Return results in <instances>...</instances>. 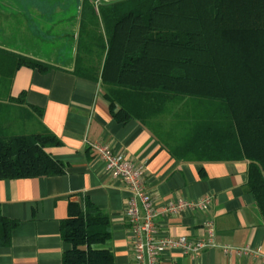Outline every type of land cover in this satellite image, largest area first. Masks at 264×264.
<instances>
[{
    "label": "trees",
    "instance_id": "16d2710c",
    "mask_svg": "<svg viewBox=\"0 0 264 264\" xmlns=\"http://www.w3.org/2000/svg\"><path fill=\"white\" fill-rule=\"evenodd\" d=\"M94 1L80 5L72 74L99 85L117 124L139 123L174 160L246 163L264 225V0ZM20 68L52 69L0 49V84ZM58 145L44 129L0 133V181L63 175L46 153ZM16 226L0 212V250ZM60 237L62 264H114L109 218L88 199L69 203Z\"/></svg>",
    "mask_w": 264,
    "mask_h": 264
},
{
    "label": "crops",
    "instance_id": "0c3cea01",
    "mask_svg": "<svg viewBox=\"0 0 264 264\" xmlns=\"http://www.w3.org/2000/svg\"><path fill=\"white\" fill-rule=\"evenodd\" d=\"M81 2L74 5L78 16ZM68 4L69 0H0V49L52 67L46 73L20 68L10 86L0 84V133L46 130L59 143L46 153L64 166L57 177L0 181L1 215L17 223L10 245L0 250V264H62L69 247L61 240V223L68 217L69 203L82 204L84 199L109 218L111 239L104 248L113 254L114 264H133L124 216L129 194L89 150L88 144L94 143L143 168L142 180L154 201L161 236L207 240L206 224H213L218 248L196 257L166 252L161 264H264L235 252L224 255L219 249L264 252V225L246 189L248 165L179 162L139 123L117 124L99 85L72 74L78 21L51 22L66 15ZM53 27L55 40L49 32ZM54 45L60 49L54 50ZM53 55L63 56L56 60ZM8 96L23 104L9 102ZM204 198L210 200L206 213L169 210Z\"/></svg>",
    "mask_w": 264,
    "mask_h": 264
},
{
    "label": "built area",
    "instance_id": "2783aa9c",
    "mask_svg": "<svg viewBox=\"0 0 264 264\" xmlns=\"http://www.w3.org/2000/svg\"><path fill=\"white\" fill-rule=\"evenodd\" d=\"M89 150L100 161L107 172L120 179L129 194L125 204L124 216L128 223L132 246L133 264H161V258L166 252H176L182 255L196 257L208 249H216L214 244L213 224L207 223L208 239H189L186 237L170 238L161 236L157 229V211L150 194L143 183V168L125 160L124 156L113 152L106 146L98 143L88 144ZM210 207L208 198L199 199L192 203H179L169 210L180 212L185 209L206 213ZM142 212V215H141ZM224 255L235 252L253 259L264 261V252L253 251L249 248L234 249L231 247L219 248Z\"/></svg>",
    "mask_w": 264,
    "mask_h": 264
},
{
    "label": "rangeland",
    "instance_id": "374dc122",
    "mask_svg": "<svg viewBox=\"0 0 264 264\" xmlns=\"http://www.w3.org/2000/svg\"><path fill=\"white\" fill-rule=\"evenodd\" d=\"M114 1V0H113ZM75 2H77V0H69V4H68V6L67 7H69V10H68V12L66 13V15L63 17V18H60L59 20H57L58 18H54V19H52L51 20V22L53 23L54 22V24H55V22H56V24H59V23H64V25L66 24V23H68L69 25H72L73 23H75L76 21H79V16L77 15V11H76V6H74L75 5ZM96 4L97 3H99V2H108V0H95L94 1ZM63 4V6L66 8V4H65V2H63L62 3ZM57 20V21H56ZM58 22V23H57ZM55 24V25H56ZM50 35L52 34L54 37V40H55V33L57 32V29H55V27H53L50 31ZM54 33V34H53ZM54 50H56L57 48H59L60 49V45H54ZM47 56H51V55H47ZM53 56H55V58H56V60H59V59H61V57L63 56V55H53ZM58 58V59H57ZM158 122H160L161 123V120L160 119H158L157 120ZM159 123V124H160ZM162 124V123H161Z\"/></svg>",
    "mask_w": 264,
    "mask_h": 264
},
{
    "label": "water",
    "instance_id": "95a60500",
    "mask_svg": "<svg viewBox=\"0 0 264 264\" xmlns=\"http://www.w3.org/2000/svg\"><path fill=\"white\" fill-rule=\"evenodd\" d=\"M108 1H113V0H108Z\"/></svg>",
    "mask_w": 264,
    "mask_h": 264
}]
</instances>
